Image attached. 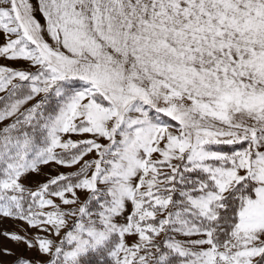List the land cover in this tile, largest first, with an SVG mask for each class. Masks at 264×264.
<instances>
[{
  "label": "snow or ice",
  "instance_id": "1",
  "mask_svg": "<svg viewBox=\"0 0 264 264\" xmlns=\"http://www.w3.org/2000/svg\"><path fill=\"white\" fill-rule=\"evenodd\" d=\"M0 264H264V0H0Z\"/></svg>",
  "mask_w": 264,
  "mask_h": 264
},
{
  "label": "rangeland",
  "instance_id": "2",
  "mask_svg": "<svg viewBox=\"0 0 264 264\" xmlns=\"http://www.w3.org/2000/svg\"><path fill=\"white\" fill-rule=\"evenodd\" d=\"M3 227H7L8 229H12L13 225L11 224V222H7L5 224H3ZM9 247H11V245H9Z\"/></svg>",
  "mask_w": 264,
  "mask_h": 264
}]
</instances>
